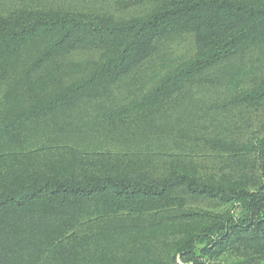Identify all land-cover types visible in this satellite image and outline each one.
Segmentation results:
<instances>
[{
	"label": "trees",
	"instance_id": "obj_1",
	"mask_svg": "<svg viewBox=\"0 0 264 264\" xmlns=\"http://www.w3.org/2000/svg\"><path fill=\"white\" fill-rule=\"evenodd\" d=\"M0 264H264V0H0Z\"/></svg>",
	"mask_w": 264,
	"mask_h": 264
}]
</instances>
